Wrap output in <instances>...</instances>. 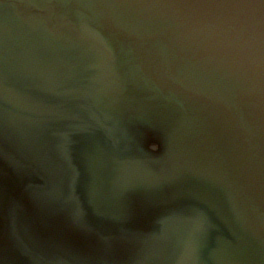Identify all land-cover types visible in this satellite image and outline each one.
I'll list each match as a JSON object with an SVG mask.
<instances>
[{"label":"water","instance_id":"1","mask_svg":"<svg viewBox=\"0 0 264 264\" xmlns=\"http://www.w3.org/2000/svg\"><path fill=\"white\" fill-rule=\"evenodd\" d=\"M0 264H264V0H0Z\"/></svg>","mask_w":264,"mask_h":264}]
</instances>
